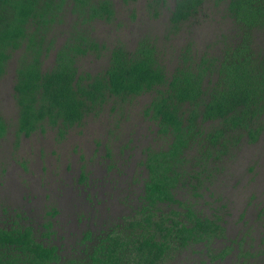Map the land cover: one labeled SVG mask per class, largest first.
<instances>
[{
    "label": "trees",
    "instance_id": "obj_1",
    "mask_svg": "<svg viewBox=\"0 0 264 264\" xmlns=\"http://www.w3.org/2000/svg\"><path fill=\"white\" fill-rule=\"evenodd\" d=\"M211 1L155 4L166 6L170 34L176 35L200 23ZM215 5L223 21L220 38L204 52L191 41L170 68L157 39L145 36L134 49L121 42L109 49L107 66L93 73L82 69L80 59L103 55L105 45L89 25L115 16L112 0H0V82L11 62L18 63L17 139L48 129L64 138L110 102V111L123 117L125 104L147 96L142 115L156 128L142 148L146 157L138 165L145 168L138 172L137 166L138 187L128 191L124 201L131 210L121 221L85 231L79 247L64 252L63 243L54 241L56 207L46 211L40 227L22 213L0 216V264H179V255L199 247L222 264L234 244L243 264H259L264 249L254 254L230 239L226 220L207 213L210 201L204 198L211 190L205 183L213 182L209 169L220 171L243 142L257 143L264 134V0ZM11 126L0 114V138ZM131 144H119L121 153L137 147Z\"/></svg>",
    "mask_w": 264,
    "mask_h": 264
},
{
    "label": "rangeland",
    "instance_id": "obj_2",
    "mask_svg": "<svg viewBox=\"0 0 264 264\" xmlns=\"http://www.w3.org/2000/svg\"><path fill=\"white\" fill-rule=\"evenodd\" d=\"M112 2L115 16L89 25L95 39L106 49H102L101 57L91 53L80 59L85 71L103 70L108 64L107 52L119 42L134 49L145 36L157 39L164 51L162 60L174 68L175 58L185 44L194 41L195 49L202 53L220 38L223 21L215 0L203 10L200 23L186 26L176 35L170 34L169 13L163 3ZM167 2L171 8L174 0ZM51 63L52 55L46 65ZM17 64L11 62L9 72L0 82V114L13 124L6 137L0 138V216L8 219L22 213L40 227L39 223L49 217L46 211L56 207L54 241L63 243L64 252L73 251L79 247L85 231L99 232L121 221L131 210L124 199L128 191L138 187L140 178L135 172L137 166L138 172L141 170L143 166L138 163L146 157L142 148L156 129L142 115L148 96L125 104L123 117L110 111L112 101L104 111L90 114L82 126L74 127L64 138L48 129L17 139L14 125L18 114L13 96ZM128 140L137 147L119 152V144ZM237 149V155L223 161L220 171L209 169L206 174L213 182L205 183L211 190L205 193L204 200L210 203L204 208L209 214L219 212L227 222L230 239L242 241V248L257 254L264 249V134L257 143L243 142ZM107 166L111 168L106 169ZM118 168L119 172L115 171ZM82 174H87L86 180ZM224 243L217 242V246ZM74 244L77 246L73 247ZM234 246L236 250L222 264H243L240 247ZM177 262L217 264L202 247L197 252L179 255ZM258 262L264 264V257H259Z\"/></svg>",
    "mask_w": 264,
    "mask_h": 264
},
{
    "label": "flooded vegetation",
    "instance_id": "obj_3",
    "mask_svg": "<svg viewBox=\"0 0 264 264\" xmlns=\"http://www.w3.org/2000/svg\"><path fill=\"white\" fill-rule=\"evenodd\" d=\"M119 152H121L120 151V149H119ZM144 167V166H143ZM145 168V167H144ZM106 169H108V166H107V168ZM115 171H117V172H119V168L118 169H116ZM141 171V170H140ZM127 172H129V170L127 171Z\"/></svg>",
    "mask_w": 264,
    "mask_h": 264
}]
</instances>
